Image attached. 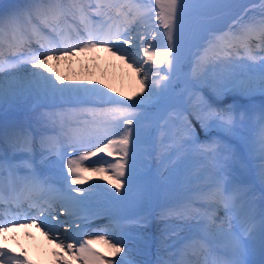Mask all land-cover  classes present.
<instances>
[{
    "label": "snow or ice",
    "instance_id": "snow-or-ice-1",
    "mask_svg": "<svg viewBox=\"0 0 264 264\" xmlns=\"http://www.w3.org/2000/svg\"><path fill=\"white\" fill-rule=\"evenodd\" d=\"M259 3L261 12L258 18L245 11L233 17L224 31L215 27L212 11L228 8L225 0H31L26 9L13 11L7 18L0 16V73L11 76L20 64L31 69L26 82L19 88L12 87L11 83L6 88L3 77H0V104L6 96L34 94L44 98H73L76 105L40 117L56 133L40 137L41 154H55L57 160L66 161L69 180L66 190L56 188L37 173L32 159L35 138L29 130L19 129L11 133V145L22 154V159L15 160L0 149V204L5 201V179L10 198L15 195L17 186L28 193L30 200L33 194L37 197L29 205L35 215L23 217L28 224L19 223L17 218L0 220V264H35L26 251L16 252L7 243L8 233L31 225L41 228L61 250L54 253L58 264H123L122 260L114 262L112 259L124 252L122 245L125 241L122 239L114 237L116 243L104 236L82 239L84 228L80 225L87 227L92 214H81L82 195L75 194H83L85 189L72 186L83 184L88 179L87 173L91 172L112 185L116 193L125 190L126 184L131 187L136 176L137 149L144 131L142 125L148 119L143 109L149 104L161 103L171 86V77L178 71L185 53L192 48L196 49L191 56L194 57L193 71L198 78L216 69L221 71L222 81L213 90L215 97L231 91L247 94L258 89L264 93V56L257 57L252 47L256 41V49L264 51V0ZM66 28L75 32V42L66 41ZM41 29L57 39L43 36ZM33 38L39 51H21L32 43ZM5 44L13 53L10 60L3 58ZM124 45L133 46L136 53L142 55V60H137ZM97 49L118 57L137 74L140 87L134 96L117 92L115 87L102 80L61 78L50 63ZM241 51L245 57L239 55ZM143 65L149 67L145 69ZM236 69H240L238 74ZM146 90L148 94L144 95ZM201 102L204 112L197 116L201 127L207 128L210 121L236 135V130L245 121L243 113L231 105L215 108L209 101ZM84 104L101 107H81ZM171 119L181 121L182 125L173 131L168 120L164 119L163 125L158 127L163 136L172 140L168 147L174 148L178 156L185 144H196V151L200 154L225 162H243L246 153H258L261 174L264 175V111L256 121L252 136L239 137L240 152L215 140L197 144L195 130L187 117L176 113ZM89 148L94 150H87ZM78 150L82 154L73 155ZM101 153L113 160L98 162L93 168L84 165L85 161ZM217 167L216 175L201 177L194 173L192 178L197 183L187 197L160 213L166 221L174 219L188 224L187 234L179 239L181 248L177 254L192 259L172 264H251L249 249L257 229L264 255V208L257 224L245 199V189L235 185L234 181H227L232 185L229 191L225 187V164L220 163ZM57 205L69 217L79 219L80 225L75 219L60 221L54 215ZM220 209L224 213L222 217L218 215ZM193 221L195 223H189ZM66 224L78 233L66 237L73 241L70 243H65L59 236L61 227ZM99 241L107 245V253H101L95 247Z\"/></svg>",
    "mask_w": 264,
    "mask_h": 264
},
{
    "label": "bare ground",
    "instance_id": "bare-ground-1",
    "mask_svg": "<svg viewBox=\"0 0 264 264\" xmlns=\"http://www.w3.org/2000/svg\"><path fill=\"white\" fill-rule=\"evenodd\" d=\"M225 2L228 5H233V7L239 8L240 11L238 15H242L245 11H247L249 16H256L258 18L261 12L259 0H225ZM30 3L31 0H0V16L7 18V16L11 12L16 10H24L29 6ZM217 10L219 9H215L212 12ZM71 22L74 23L73 21H69L68 23ZM226 29L227 27L224 30ZM68 31H70V29L68 30L66 28L64 32L66 34L64 35V37L66 38H68L69 34L72 33V31H70V33ZM42 35L45 36L46 34L42 33ZM256 43H257L256 41H253L252 47L256 48L255 47ZM5 47H7V45L4 46V48ZM25 47L29 50L31 45H25ZM123 47L129 49L133 55H136L137 60H142V55L137 54L136 51L134 50H131L130 46L124 45ZM83 53L86 54L80 56V54ZM83 53H79L75 57H70L68 59L61 60L59 62L51 61L50 63L54 69L59 71L61 78L66 77L69 80H90V81L102 80L104 81L105 84H111L113 87H115L117 89V92H124L128 97L134 96L135 93L139 90L140 86H139V80L137 74L128 67L127 63H124L118 57L112 56L110 53L104 51L103 49H97ZM189 53L191 54V52ZM189 53L186 52L184 59L187 58ZM239 55L241 57H245V53L243 51H241ZM256 56L257 57L264 56V51H261L260 55L259 56L256 55ZM245 63L248 64L249 62L245 59ZM193 65H194V57H193V64L187 65V67H185L186 69H184V71L185 70L186 71L185 74L183 75L182 80H185V82H187L190 79L197 82L201 86L200 90H198L197 93L202 94L204 100L207 101L208 99L209 102H211L215 108H222L223 104L235 99L236 100L241 99L242 102L250 101L251 103L252 102L259 103L260 101H262V103H264V93H261L258 89L254 92L247 94H240L238 92L231 91L225 94L224 96L215 97L213 90L214 87L215 88L217 87L215 85H220L222 81L221 71L219 69H216L214 71H210L207 77L204 75L198 78L197 75L194 74ZM143 67L147 69L149 65H143ZM30 71L31 69L28 65L20 64L17 66L16 70L12 73L11 76H7L4 73H0V77H3L6 88L9 86L10 83L12 87L19 88L22 83L26 82L27 78L29 77ZM239 72L240 69L235 70L236 74H238ZM181 73H182L181 69L180 70L178 69V71L172 77V79ZM224 75H226V73ZM209 77H212V79L211 80L208 79ZM17 81H19V83H17ZM176 81L173 82V84L175 83L174 90L168 95L167 100L169 101L174 99L177 92V88L179 87V83ZM147 94L148 91L146 90L144 95ZM178 97L183 100L180 94L178 95ZM187 97H189V94ZM211 97L214 99L211 100ZM137 99H139V97H137ZM12 102H18L20 105L28 103L29 106L30 105L31 107L33 106V110H23L21 111V113L25 114L24 118L26 119V121L28 120V122H33L35 124H40V125L43 123V121L40 120L41 114L56 112L58 108L62 106L67 107V109L76 106L74 99L69 97L44 98V97L36 96L34 94L33 95L25 94L24 96H6L4 102L0 104V108L1 107L6 109H9L11 107L17 108L15 106H18V104L14 106L12 105ZM163 104L164 103H161V105H158L157 108L154 110L153 139L155 133L157 132V127L161 120V114H162L161 111H162V107L164 106ZM56 105L58 106L56 107ZM258 106L260 107L261 110L262 107L260 106V104H258ZM52 107L53 108L56 107V108L53 109ZM81 107H101V105L84 104ZM182 116L187 117L188 118L187 121L190 122L192 125H195L194 119L191 116V112L189 110H186ZM83 118L85 117H82L81 119ZM251 126L252 127L249 126V128L250 130H252L253 133L254 131L253 129H255L256 125L254 123H251ZM214 128H215L214 130L215 133L213 134V137L223 139L224 140L223 142H227L229 145H232L231 147L235 152H238L236 142L237 140H239V137L240 136L247 137L246 130L242 126H240L236 130V135L226 132L217 126H214ZM20 129H27L30 131V126L26 125L25 123ZM1 134L2 137L5 139V141L7 140L11 142L10 139L11 132L6 131ZM41 136L42 135L34 136L35 138L34 143L36 142L39 143ZM43 136H47V135H43ZM206 138L207 139H205L203 143L206 141H212V139H210L209 137ZM87 150L91 151L94 149L89 148ZM254 155L255 157L253 158V160H251V163L249 165L244 164V166L246 169L252 172L254 178L253 184H255V186L259 185V190L264 191V175L261 174V169H260L261 160L258 158L259 155L258 153H255ZM106 160H113V158L106 157L105 154L101 153L98 154L96 157H93L90 160L85 161L84 165L88 168H93L98 166V162L104 163ZM209 164H207L205 167L206 169H203V172H201L200 174L201 177H207L217 174L218 167L214 166V163H212L213 167L210 166L211 164L210 165ZM104 166H107V164H105ZM211 167L213 168V171L210 169ZM87 175L91 177V179H86L83 184L73 185L72 187L73 188L80 187L85 189V192L83 194L76 193L75 195L78 196L82 195L83 203L79 206L80 208L83 209V213L81 214L91 213L92 217L87 222V227H84V225H80L79 219H75L74 217H70V218L75 219V223L77 225H80L82 228H84L82 239H96L99 236H104L108 241H111V243H116L117 241L114 237H117L118 235L114 234V227L112 226L110 221H108V219L104 217V215H106L107 213L106 211L107 208L106 207L99 208L100 206L98 199L99 191H101L105 187H109V185L100 176H96L91 172L87 173ZM227 176L228 174H226V180H227ZM64 183L65 184L61 188L66 190L68 187L69 180L68 179L65 180ZM196 183L197 181L195 180V184ZM155 188H157V180L156 178H153L151 185V194H152L151 207L152 210H155L157 212L156 214L160 215L162 211L160 212V210L155 209L157 204ZM259 190L256 189V193ZM248 201H249L248 205L250 206V209L256 212V217L259 218V214L262 208H264V200L261 197L259 199L258 198L253 199L252 197L251 199H248ZM196 206L200 207L199 204H197ZM58 212L61 213L62 211L59 210ZM223 215H224L223 210L220 209L219 216L222 217ZM104 221H107L108 224H105ZM21 224H28V223H21ZM180 225L185 226L186 223L181 222ZM131 226L138 228L141 233H146V230H148L147 233L149 235H153L155 232V228H158V226H156L154 222L146 221V220L138 224L135 223L131 224ZM67 227L68 226L63 227V230L62 228L60 229L59 236L61 239L64 240L65 243H70L73 241L71 239H67L66 237H72L74 235H78V233L74 232L73 229H71V231H65L64 228ZM105 228L108 229V231H100L101 229H105ZM90 230H97L94 233L95 235L94 237L86 235L87 232ZM186 234L187 233H181L180 238L185 236ZM7 235H8L7 243L9 244V246L11 248H14L16 252L26 251L28 257H30L35 262V264H58L57 256L54 253L59 252L61 250L57 248L55 242L51 241L49 237L45 236L44 232L41 231V229L37 228L36 226L31 225L28 227L16 228ZM155 238L157 237L154 235V239ZM255 239L257 244L256 245L254 244V246L251 245L249 249L248 259L251 261V264H264V255H262L260 248L259 232H256ZM156 241L157 242L155 243H159L160 239H156ZM95 247L101 253H107L108 251V247L103 241L97 242ZM180 248H181V243L178 241L176 246H174V249L171 252H168L169 257L168 258L164 257L161 264H164V262H169V264H172V262H178L182 259H192V257L190 256L182 257L178 255L177 253Z\"/></svg>",
    "mask_w": 264,
    "mask_h": 264
},
{
    "label": "rangeland",
    "instance_id": "rangeland-1",
    "mask_svg": "<svg viewBox=\"0 0 264 264\" xmlns=\"http://www.w3.org/2000/svg\"><path fill=\"white\" fill-rule=\"evenodd\" d=\"M222 21H225L224 17H216L215 27H219L221 25V27H223V24L221 23ZM195 50L191 49V51L187 52H194ZM84 54L86 53L80 54V56ZM191 64H193V57L189 53L187 58L184 59L179 66V70L181 69L182 73L178 74L173 79L171 77V86L169 87L164 99L161 101V103H164V106L162 107L163 112L161 111V117L168 120L171 130L174 131L175 128L182 125V122L173 120L171 119V117L175 114L176 111H178V113L183 112L182 108L189 110L195 123V125H191L195 130L194 138L197 144L202 143L205 139H207L206 137H209L215 141L220 142V144L222 143V145H229L227 142H223V139H216L214 137L212 138V134L214 133L213 131L215 130L214 126H216L214 123L209 121L207 122V128H204L201 127V123L197 119L198 115H203L204 106L201 101H203L204 98L202 97V94L197 93L196 91H193V93H188L190 88L185 80H182L183 75L186 71H184V69H186L185 67ZM208 74L209 73H207L205 76L207 77ZM208 79L211 80L212 77H209ZM175 81L179 83V87L177 88L174 99L179 101L178 104L182 108L179 107L177 103L173 102L172 104L174 106V111H172V108H170L169 106L171 100L169 101L167 100V98L175 88V83L173 84V82ZM179 94L181 98H183V100L178 97ZM188 94L189 97H187ZM161 103H152L143 109V111L148 116V119L145 120L142 125L144 131H142L141 133V143L139 144L137 149L136 176L131 187L129 188V186L126 184L125 190H121V192L116 193L114 187L108 184L109 187L103 188L101 191H99L98 194V197L100 198L99 200L102 203H109L112 205L110 206L112 215L118 217L121 220L120 223H124L120 224L122 230H120L119 234L118 229H115V231H117L116 234L118 236H122L123 238L125 237L124 239H122L123 241H125V243L122 245L125 252L112 258L114 262L122 260L123 264H161L164 257H169L168 252H171L174 249V246H176L177 242L179 241L180 234L187 232L186 226H184L183 228L177 227V225L179 226L178 223H180L181 221H177L174 219L166 221L161 215L158 216V214H156V211L152 210L150 199L152 178L154 176L157 180V188H155L157 196L156 208L162 211L164 208L177 204L187 197V195L189 194V190L195 185V180L192 178L194 173H198L200 175L201 172H203V169H206L205 167L209 163L211 164H209L210 166H212L213 162H215L216 164L222 163V160L214 159L212 157L200 154L198 151H196V144H185L182 154L178 156L174 148L168 147L172 144V140L163 136L159 127H157V132L155 133L153 139L154 110L158 105H161ZM17 104L18 106H15ZM258 104H260V106H263L262 101H260L259 103H251L250 101L242 102L241 99H235L223 104L222 108L231 105L239 113H243L246 116L250 115L251 121L245 122L247 119L245 118L244 124L247 127H251V123L254 122L255 116L259 115V112L257 113V111H259L260 109ZM12 105L17 108H0V117H3L2 113L15 115L14 117H12L13 120L11 117L1 119L2 123H4V126L7 125V122L9 121L15 122L17 121V119L21 120V118H19V114H21V111L33 110V106H29L28 103L20 105L18 102H12ZM59 109L61 108H58L57 111H59ZM66 109L67 107H64L63 111ZM164 119L160 120L159 125H163ZM35 125L40 126V124ZM41 125H45V123H42ZM246 135L249 138L252 136V130H250V128ZM238 146L239 145H237V148ZM70 151L71 149H69V152ZM238 151L240 152V147L238 148ZM37 153L41 154V151ZM80 154L81 151L79 150L76 153H73V155ZM52 156L53 155L51 154L40 156L42 166L44 165V167L48 168L51 166L50 163H52L53 165L55 161L52 160ZM245 157L247 158L245 160L250 162L251 160H253L255 155L246 153ZM60 162L61 164L59 166L62 167L61 169H57V167H54L55 169L53 170V176L59 180H66V161ZM223 162L225 163V161ZM226 163L228 164V167H226V169L232 177L231 181H234L236 173H240L242 180L239 181L238 184L241 187L246 186L245 184L249 182V180H246V177L243 176V171H245L243 166L238 163L236 165L234 160L227 161ZM236 166H239V168L236 169ZM212 167L210 169L213 171ZM44 170H47L48 172V169ZM49 174L51 175L50 170ZM87 177L88 179H91V177H89L88 175ZM235 182L236 181H234V183ZM106 198H108V201L110 202H108ZM164 198H166V203H164ZM144 220L152 221L156 224V226H158V228H155V232L153 235H149L147 233L148 230H146V233H141L138 228L131 226V224H138ZM154 235L157 238L154 239ZM156 239H160V242L155 243L157 242Z\"/></svg>",
    "mask_w": 264,
    "mask_h": 264
}]
</instances>
